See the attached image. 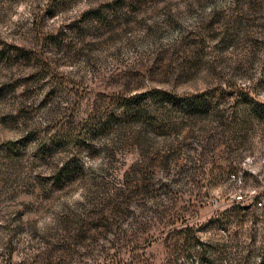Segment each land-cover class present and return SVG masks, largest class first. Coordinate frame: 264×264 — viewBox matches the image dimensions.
Returning <instances> with one entry per match:
<instances>
[{"label":"rangeland","instance_id":"1","mask_svg":"<svg viewBox=\"0 0 264 264\" xmlns=\"http://www.w3.org/2000/svg\"><path fill=\"white\" fill-rule=\"evenodd\" d=\"M238 89L264 104V0H0V264H264L262 209L216 221L264 205Z\"/></svg>","mask_w":264,"mask_h":264},{"label":"trees","instance_id":"2","mask_svg":"<svg viewBox=\"0 0 264 264\" xmlns=\"http://www.w3.org/2000/svg\"><path fill=\"white\" fill-rule=\"evenodd\" d=\"M237 92L235 95L236 98V107L238 110L242 109V115L239 116V114L232 116L233 121L235 123V127H238L240 129H245L248 127L249 124V118L253 117L257 119L258 121L264 122V104L259 102L250 103L249 99L251 98L250 90H244V89H238L232 91ZM166 95V94H164ZM207 94H201L197 97H190V96H176V95H168L167 98H171L172 101H174L175 105H177L181 112L184 114V116H194V117H204L208 115L210 111H212L214 108L209 104V98ZM262 116V117H259ZM193 117V118H194ZM232 169L233 164H229L227 169ZM63 169V168H62ZM263 193V194H262ZM260 194H262L264 198V191H262ZM258 200H254L253 204H248L246 206H241L240 203H235L232 205L229 209L222 211L218 216L216 221H220V226H228L230 224L237 223L239 225H242L245 223V221H256L257 220V210L262 209L264 213V205L261 208V206L257 205ZM261 215V214H260ZM262 221V220H261ZM254 223V222H253ZM187 229L185 231H181L178 233V241L180 242V245L185 250L198 252L196 250V246L206 248V245L204 242L200 241L198 236H190L188 235ZM250 237H255V235L250 234ZM259 249L262 250L264 256V245L259 246ZM193 252L191 254H193ZM201 259H205L206 251L201 252ZM262 263H264V258Z\"/></svg>","mask_w":264,"mask_h":264},{"label":"built area","instance_id":"3","mask_svg":"<svg viewBox=\"0 0 264 264\" xmlns=\"http://www.w3.org/2000/svg\"><path fill=\"white\" fill-rule=\"evenodd\" d=\"M241 197H242L241 195H237V199H241ZM261 204H262L261 201H258V202H257V205H261Z\"/></svg>","mask_w":264,"mask_h":264}]
</instances>
